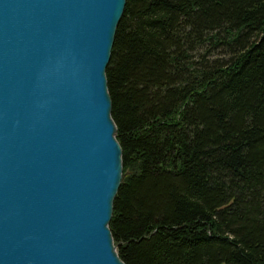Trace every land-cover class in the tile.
Wrapping results in <instances>:
<instances>
[{"label": "trees", "instance_id": "trees-1", "mask_svg": "<svg viewBox=\"0 0 264 264\" xmlns=\"http://www.w3.org/2000/svg\"><path fill=\"white\" fill-rule=\"evenodd\" d=\"M124 264H264V0H126L106 68Z\"/></svg>", "mask_w": 264, "mask_h": 264}, {"label": "water", "instance_id": "water-1", "mask_svg": "<svg viewBox=\"0 0 264 264\" xmlns=\"http://www.w3.org/2000/svg\"><path fill=\"white\" fill-rule=\"evenodd\" d=\"M126 0H0V264H124L106 68Z\"/></svg>", "mask_w": 264, "mask_h": 264}, {"label": "rangeland", "instance_id": "rangeland-1", "mask_svg": "<svg viewBox=\"0 0 264 264\" xmlns=\"http://www.w3.org/2000/svg\"><path fill=\"white\" fill-rule=\"evenodd\" d=\"M126 2V1H125ZM126 4V3H125ZM125 8V7H124ZM124 12V11H123ZM123 15V14H122ZM111 58V57H110ZM109 64V63H108ZM108 66V65H107ZM112 218V217H111Z\"/></svg>", "mask_w": 264, "mask_h": 264}, {"label": "bare ground", "instance_id": "bare-ground-1", "mask_svg": "<svg viewBox=\"0 0 264 264\" xmlns=\"http://www.w3.org/2000/svg\"><path fill=\"white\" fill-rule=\"evenodd\" d=\"M119 257V256H118ZM121 260V259H120Z\"/></svg>", "mask_w": 264, "mask_h": 264}]
</instances>
